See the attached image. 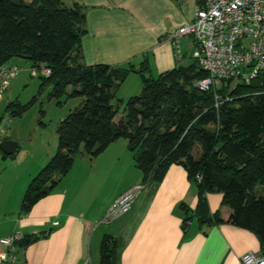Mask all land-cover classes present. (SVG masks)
<instances>
[{
    "label": "trees",
    "instance_id": "16d2710c",
    "mask_svg": "<svg viewBox=\"0 0 264 264\" xmlns=\"http://www.w3.org/2000/svg\"><path fill=\"white\" fill-rule=\"evenodd\" d=\"M87 32L86 8L77 2L21 0L17 5L0 0V66L24 58L43 86L51 85V96L84 98L60 121L58 149L28 184L20 216L54 191L78 154L94 159L125 139L145 186L160 181L171 165H183L197 186L195 216L201 226L229 223L250 231L264 257V73L248 82L226 79L202 90L194 84L209 74L197 60L157 77L148 75L147 58L139 68L132 62L87 64L82 53ZM42 67L50 74L43 75ZM131 72L141 74L143 88L125 102L124 115L116 119L122 102L117 91ZM32 103L19 105L12 116ZM4 118L0 115V126ZM208 194L223 196V206L231 210L227 221L218 213L209 215ZM190 222L189 217L185 226ZM40 239L25 236L17 243L18 252ZM99 264H117L115 237L104 236Z\"/></svg>",
    "mask_w": 264,
    "mask_h": 264
},
{
    "label": "crops",
    "instance_id": "0c3cea01",
    "mask_svg": "<svg viewBox=\"0 0 264 264\" xmlns=\"http://www.w3.org/2000/svg\"><path fill=\"white\" fill-rule=\"evenodd\" d=\"M65 1L86 8L88 32L82 39V53L87 64L132 62L139 66L147 58L151 71L157 70L159 74L179 65L183 59L177 56L169 34L191 20L199 4V0ZM183 42L194 46L195 41L192 37L181 40L184 55ZM124 156H131L135 162L127 141L119 139L96 159L103 162L104 173L111 164H121ZM82 158L49 196L29 214L19 216L16 229L9 236L16 233L23 237L41 236L23 249L22 256L17 249L20 264H94L92 242L98 246L99 264L105 235L117 239V264H242L241 258L248 253L261 256L259 239L252 232L229 223L201 226L195 216L199 206L197 186L183 165H171L160 181L148 186L139 175L124 188L118 187L101 197L105 185H100L101 178L89 170L92 169L89 164L95 161ZM35 172L22 178L23 196L30 174ZM134 187L142 188L129 213L108 221L111 206ZM71 199L80 200L76 203L78 209L72 208ZM222 200L221 194H208L207 212L218 213L227 221L231 210L223 206ZM189 217L191 222L186 227L185 220ZM104 224L106 230L99 232Z\"/></svg>",
    "mask_w": 264,
    "mask_h": 264
},
{
    "label": "rangeland",
    "instance_id": "374dc122",
    "mask_svg": "<svg viewBox=\"0 0 264 264\" xmlns=\"http://www.w3.org/2000/svg\"><path fill=\"white\" fill-rule=\"evenodd\" d=\"M185 37H192L194 40L191 34L183 35L181 40ZM195 48V43L194 46H186L184 42L182 43L184 55L179 65H188L196 61L193 55ZM9 64L18 66L22 70L14 76L9 89L0 96V115L5 116L2 127L6 130L7 138L18 142L19 147L11 157H5L6 154L0 150V241L16 229L23 200V194L20 191L22 178L26 173L36 170L33 175L30 174L29 180L31 181L55 154L59 145L57 127L60 121L80 106L84 100L83 97L68 96V94L61 98L51 96V85L43 86L40 76L32 74L31 62L24 58H13ZM137 67L139 68V66ZM158 74L157 70L148 72V75L154 77H157ZM142 88L141 74L131 72L117 91L118 99L122 102H120L119 114L116 119L124 115L125 102L132 96L138 95ZM31 102L33 103L22 114L12 116V111L19 105L26 106ZM14 103L15 106L9 107ZM82 157L88 158L89 155L78 154L75 160L76 164L83 159ZM91 160H94L95 163L89 164L92 167L89 169L90 172H93V176L101 178L100 185H105V194H102L101 197L113 193L114 189L118 187L124 188L127 184L134 182L139 175H142L135 166V162L131 160V156L128 158L124 156L119 165L111 164L104 173L101 172L103 162L96 158ZM96 177H94V181ZM89 178L92 179V177ZM71 202H74L73 209L79 208L76 203H80V200L71 199ZM89 204H92V200L89 201ZM123 219L124 217L119 222ZM106 228L107 225L104 224L99 232L105 231ZM2 250L3 246L0 244V251ZM91 250L94 264H97L98 246L96 243L92 242ZM19 252L22 256L23 249H19Z\"/></svg>",
    "mask_w": 264,
    "mask_h": 264
},
{
    "label": "built area",
    "instance_id": "2783aa9c",
    "mask_svg": "<svg viewBox=\"0 0 264 264\" xmlns=\"http://www.w3.org/2000/svg\"><path fill=\"white\" fill-rule=\"evenodd\" d=\"M190 34L196 45L194 58L209 74L196 81V87L207 90L226 79L248 82L264 73V0H199L193 18L169 34L179 58L183 57L181 37ZM19 71L18 66L8 63L0 66V96ZM37 73L32 71L33 75ZM41 73L49 75L50 69L42 67ZM6 138V130L1 125L0 143ZM141 188H131L117 199L109 210L108 221L127 214ZM23 238L16 233L1 239L0 264H20L17 243ZM241 262L264 264V257L248 253Z\"/></svg>",
    "mask_w": 264,
    "mask_h": 264
},
{
    "label": "water",
    "instance_id": "95a60500",
    "mask_svg": "<svg viewBox=\"0 0 264 264\" xmlns=\"http://www.w3.org/2000/svg\"><path fill=\"white\" fill-rule=\"evenodd\" d=\"M14 4H21V0H12ZM222 146V145H220ZM19 147L18 142L7 139L0 143V149L6 154V155H12L16 152L17 148ZM220 148H217L216 151L219 152Z\"/></svg>",
    "mask_w": 264,
    "mask_h": 264
}]
</instances>
